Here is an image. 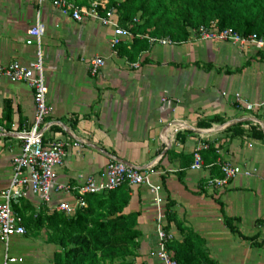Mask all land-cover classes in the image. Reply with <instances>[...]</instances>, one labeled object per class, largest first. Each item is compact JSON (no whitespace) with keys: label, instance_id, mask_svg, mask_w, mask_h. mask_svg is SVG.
<instances>
[{"label":"crops","instance_id":"1","mask_svg":"<svg viewBox=\"0 0 264 264\" xmlns=\"http://www.w3.org/2000/svg\"><path fill=\"white\" fill-rule=\"evenodd\" d=\"M79 7L94 1L70 0ZM114 10V9H113ZM114 20L119 25L115 11ZM41 17L42 49L48 103L52 113L42 130L44 141L69 144L57 169L58 181L71 190L55 192L50 204L38 195L20 202L26 217L53 212L60 202L75 203L86 180L111 162L137 168L155 167L148 184L129 187L126 213H139L140 248L130 261L162 264L151 257L159 229L168 224L166 209L184 227L206 242L219 264H264V50L201 40L196 31L184 43L151 44L135 61L112 47L114 28L95 20L78 22L62 15L48 1L0 0V64H29L37 49L27 44L28 30ZM134 37L121 44H133ZM96 57L106 65L92 73ZM36 115L32 89L23 82L0 78V191L10 185L13 158L22 139L14 132L30 129ZM16 130V131H14ZM79 143V147L73 144ZM203 168L192 170L194 152L202 144ZM224 162L252 173L240 175L220 190L208 181L222 177ZM160 186L156 202L153 186ZM224 215L239 219L238 233L230 231ZM170 237L183 241L175 223ZM255 237V240H245ZM45 228L14 236L10 253L23 258L16 264H53L60 246ZM261 243L262 246H257ZM5 247L0 242V264Z\"/></svg>","mask_w":264,"mask_h":264},{"label":"trees","instance_id":"2","mask_svg":"<svg viewBox=\"0 0 264 264\" xmlns=\"http://www.w3.org/2000/svg\"><path fill=\"white\" fill-rule=\"evenodd\" d=\"M113 9L118 14L119 26L134 35L130 47L125 44L117 47L118 54L132 62L149 49V38H167L180 44L188 41L193 31L201 26L211 27L212 23L244 36L264 37V0H108L99 11L106 14ZM204 151L216 159L214 148L210 146ZM84 200L86 207L73 216L42 210L27 218L21 204L15 205L14 211L23 217L27 232L42 228L51 232L50 241L61 248L53 264H146L130 261L137 256L141 232L139 213L125 211L130 201L127 184L113 191L87 194ZM174 205L169 201L168 224L163 228L168 236L165 247L172 258L177 264H219L210 256L205 240L178 221L172 211ZM224 221L230 231L238 233L235 223L239 219L224 215ZM171 223L184 235L183 241L170 237ZM240 236L245 240L256 239Z\"/></svg>","mask_w":264,"mask_h":264},{"label":"built area","instance_id":"3","mask_svg":"<svg viewBox=\"0 0 264 264\" xmlns=\"http://www.w3.org/2000/svg\"><path fill=\"white\" fill-rule=\"evenodd\" d=\"M38 1L39 3L50 2L62 15L75 21L82 22L89 19L98 21L106 27H113V48H117L123 38L134 37L129 30L120 27L114 20L115 10L107 11L106 14L100 13L99 9L105 8V4L102 2L94 1L89 7L82 8L70 0ZM44 33V25L41 17L38 16L34 26L28 30L27 40L28 45L35 46L37 49L36 60L29 64L17 61L6 66L0 64V78L5 77L12 83H26L33 91L36 107L35 119L30 129L14 130L16 131L14 133L22 139V149L21 153L13 158V174L10 185L0 191V242L5 247L3 264H16L24 261L23 258L14 257L10 253L12 238L27 234L24 219L14 211V206L20 205V202L29 195H38L46 204H50L53 193L71 190L69 185L60 183L57 176V169L68 156L67 147L69 144L60 140L46 143L42 130L46 119L52 113L47 99L49 89L46 83L42 49ZM196 33L201 40H218L240 46L252 45L258 50H264V37H259L257 34L244 36L232 28L219 29L214 23L211 27L201 26ZM149 42L165 46L175 44L167 38H149ZM105 65L104 58L96 57L92 61V73L97 74ZM8 132L9 130L0 122V133ZM73 146L79 147L80 144L75 143ZM207 148L208 145L204 143L196 149L192 170L203 168L202 151ZM221 172L222 177L208 181L211 188L220 190L227 187L232 180L240 175H252L251 172L243 170L240 166L228 162L221 165ZM154 173L155 167L152 165L142 169L129 166L121 161L111 162L100 174L90 176L86 180L83 187L77 191L78 196L75 203L62 201L52 211L73 216L78 209L86 207L85 195L113 191L124 184L129 187L142 186L150 182V176ZM160 190L161 187L157 185L152 188L159 205L163 202V199L158 196ZM158 234L159 242L157 248L151 252V257L158 259L162 264H177L165 247L168 236L163 227L159 229Z\"/></svg>","mask_w":264,"mask_h":264}]
</instances>
